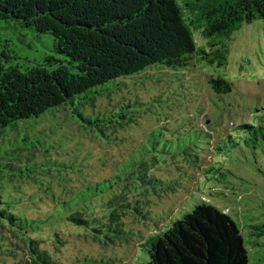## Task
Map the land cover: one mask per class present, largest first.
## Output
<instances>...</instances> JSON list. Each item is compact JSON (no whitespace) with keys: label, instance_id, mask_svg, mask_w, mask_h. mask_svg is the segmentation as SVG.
Returning a JSON list of instances; mask_svg holds the SVG:
<instances>
[{"label":"trees","instance_id":"16d2710c","mask_svg":"<svg viewBox=\"0 0 264 264\" xmlns=\"http://www.w3.org/2000/svg\"><path fill=\"white\" fill-rule=\"evenodd\" d=\"M257 19L264 21V0H0V264H58L34 237L51 224L52 216H27L14 195L16 184L30 180L43 185L44 179L48 185L73 173L63 162L46 158L36 163L52 147L45 140L47 132L54 133L53 128H37L39 120L63 110L81 128L107 139L110 132L135 123L138 113L149 111L137 100L110 113L97 111L98 99L118 89L116 81L152 66L178 70L194 53L222 66L228 53L223 39ZM192 26L207 49L197 48ZM209 83L218 94L231 91L222 76ZM251 109L250 121L216 144L214 153L221 160L207 166L206 175L233 174L224 160L228 154L237 157L241 144L264 157V103ZM203 136L194 130L171 139L155 128L112 177L71 190L68 199L53 204L55 213L99 241L120 240L125 232L118 208L143 215L133 203L120 205L121 193L173 192L174 184L150 174V168L160 156L174 154L197 166ZM98 198L107 208L102 216L92 213ZM251 228L253 237L264 236V224ZM246 242L229 214L202 202L141 242L147 255L143 264H258L264 242L249 241L260 255L254 263ZM111 262L83 258L74 264Z\"/></svg>","mask_w":264,"mask_h":264},{"label":"rangeland","instance_id":"374dc122","mask_svg":"<svg viewBox=\"0 0 264 264\" xmlns=\"http://www.w3.org/2000/svg\"><path fill=\"white\" fill-rule=\"evenodd\" d=\"M191 30L197 48L207 49L199 30L193 26ZM222 43L228 50L222 66L208 64L202 54L194 53L187 65L178 70L152 66L116 81L118 89L98 99L97 111L113 112L128 100L143 102V108L149 111L138 113L135 123L110 132L107 139L81 128L63 110L35 124L46 131L54 129L53 134L47 132L49 136L45 137L52 146L47 157H38L36 163L45 162L46 158L63 162L73 168V173L64 179L51 180L48 185L44 179L43 185L30 180L16 184L19 192L14 195L21 199L27 216L43 219L52 216L51 224L34 237L41 240V247L46 248L58 264H74L83 258L112 259L111 264L146 263L147 255L141 242L151 234L164 231L202 202L216 206L236 221L253 263L260 257L258 253H264V249L256 253L255 246L249 242H264V236L257 239L250 235L252 224H264V157L260 153L253 155L241 144L237 157L228 154L224 160L226 166L232 167L233 174L215 178L204 173L207 166L221 160L214 153L216 144L235 126L250 121L254 104L264 103V21L242 23ZM219 76L230 83L229 93L218 94L212 89L209 79ZM157 127L171 139L194 130L203 132L198 165L188 163L178 154L160 156L150 168V174L174 184L173 192L158 190L144 195L132 189L121 193L120 205L133 203L143 215L130 207L118 208L125 232L120 240L99 241L55 213L53 204L68 199L71 190L112 177ZM235 153L233 150L231 155ZM50 189L54 190V197ZM93 205L94 215L102 216L107 212L102 198L96 199ZM8 241L14 239L10 237ZM260 259L258 264H264V258Z\"/></svg>","mask_w":264,"mask_h":264}]
</instances>
